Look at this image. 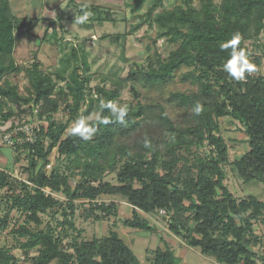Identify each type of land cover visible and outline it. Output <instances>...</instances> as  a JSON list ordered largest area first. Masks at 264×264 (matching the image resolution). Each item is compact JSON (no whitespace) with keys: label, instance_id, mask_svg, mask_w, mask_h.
Instances as JSON below:
<instances>
[{"label":"trees","instance_id":"1","mask_svg":"<svg viewBox=\"0 0 264 264\" xmlns=\"http://www.w3.org/2000/svg\"><path fill=\"white\" fill-rule=\"evenodd\" d=\"M146 1L132 0V7L138 9ZM164 2L150 0L136 27L145 22L154 23L159 29L157 37H164L177 46L156 67L144 73V83L151 87L163 86L180 68H191L182 77L194 83L197 90L172 92L169 96L171 102L191 111L190 122L184 127L176 125L164 108L157 105V123L164 135L157 137L145 133L132 140L146 121L148 106L140 102L129 105L124 121H118L101 102L119 106V88L97 86L90 92L89 76H82L76 69L69 73L64 85L59 86L51 75L40 69L37 60L32 61L24 70L30 83L29 94L27 97L19 94L7 76L20 71L12 53L14 30L22 24L14 23L8 0H0V104L18 99L32 102L37 107L40 105L36 115L46 112L48 120L46 129L40 126L35 143L15 144V150L23 148L29 157L28 179L33 187L13 195L12 204L36 224L40 223L38 213L47 210L63 218L59 222L60 233L51 226H20L14 230V234L25 238L21 243L25 254L38 250L33 257L38 264L52 260L57 264H138L132 249L117 232L111 230L101 238L84 240L73 220V200L95 201L100 195L117 194L125 197L132 207V216L123 220L125 226L153 232L155 227L139 216L137 210L144 213L163 210L168 214L171 233L217 263L258 264L260 257L253 250L256 243L263 246L264 253V241L253 231L254 220L264 214V201L253 195L236 199L223 183L225 174L220 162L227 160V147L217 135L218 126L213 119L214 115H228L239 121L249 150L232 164L244 181L264 183V76L256 71L236 81L223 67L232 50L220 47L239 33L242 37L239 47L249 53L251 63L261 64L262 55H252L245 41L264 32V0H219V3L201 0L199 8L190 0H183V4L170 9H165ZM28 25L33 23L28 22ZM212 78L218 85L217 90L215 83L210 82ZM61 101L68 113L64 123L52 119ZM197 103L202 105L199 115L193 112ZM95 112L97 116L87 121L96 128L91 139L75 136L71 130L64 135L70 122ZM11 115V112L3 113L2 122ZM103 119H108L109 123H101ZM9 129L6 127L0 132ZM44 137L49 140L46 146ZM186 137L195 139L201 146L208 144L212 149L204 155L187 157L178 152ZM54 148L58 156L65 159L64 167L57 165L47 173L45 166ZM38 161L42 163L36 169ZM111 172L115 173L117 184L103 180ZM75 176H79L80 181L71 187L69 179ZM8 184L2 169L0 188ZM45 188L63 194L69 210L46 194ZM94 208L108 216L114 213L116 206L94 202ZM69 233V241L64 244ZM151 262L180 264L181 259L164 244L163 249L156 248ZM16 263L10 249L1 247L0 264Z\"/></svg>","mask_w":264,"mask_h":264},{"label":"rangeland","instance_id":"2","mask_svg":"<svg viewBox=\"0 0 264 264\" xmlns=\"http://www.w3.org/2000/svg\"><path fill=\"white\" fill-rule=\"evenodd\" d=\"M214 1L219 3V0ZM190 2L195 8H199L201 0ZM8 3L14 23L22 25L14 30L15 48L12 53L20 71L11 73L7 79L18 88L21 96L27 97L30 90V83L24 70L32 61L37 60L40 69L51 75L59 86L64 85L69 73L76 69L82 76H89L90 92L97 86L116 87L120 90L119 106H133L137 102L147 105L146 121L132 140L145 133L157 137L164 135L157 123L159 112L157 105L164 108L167 116L176 125L184 127L189 124L191 111L171 102L169 96L172 92L197 90L194 83L182 77L191 68H180L163 86L151 87L144 83V73L149 68L156 67L158 62L166 58L177 46L164 37H157L159 29L154 23L145 22L136 27L143 18L150 0L138 9L132 7V0H8ZM178 4H183V0L164 2L165 9ZM86 12L90 13L88 20L83 24L76 23L77 17ZM28 22L33 25L29 26ZM245 44L252 55H262V62L256 67L257 72L264 76V32L258 36H251ZM210 82L215 83V80L212 78ZM214 89H218L216 83ZM47 108L48 106L45 110ZM36 109L39 111L40 105L37 107L32 102L25 103L19 99L1 103L0 131L6 127L11 129L29 119L37 121L46 129L47 113L37 116L34 111ZM7 112H11L12 115L6 122H2L1 115ZM96 116L95 112L84 119L87 122ZM67 118L65 103L61 101L58 111L52 114V119L64 123ZM213 119L218 126L217 135L223 138L227 147V160L220 162L225 174L223 183L236 199L253 195L264 201V183L258 180L244 181L232 164V161L239 159L249 150L242 125L228 115H214ZM75 123L76 121H72L68 124L64 135L69 133ZM186 138L178 152L187 157L195 154L204 155L212 149L208 144L201 146L195 139ZM43 140L46 146L49 140L47 137ZM14 147L15 145L0 148V166L5 171L9 183L8 186L0 188V248L10 249L17 259L16 264H38L33 260L38 250L33 249L25 254L21 248L25 238L14 234V230L20 226L32 228L51 226L55 232L60 233L62 226L59 222L63 218L60 214L53 215L47 210L38 213L40 223L36 224L34 220L27 219L23 212L13 207L12 196L33 187V183L28 179L29 157L23 148L15 150ZM48 159L49 163L45 166L47 173L57 165L64 167L65 159L58 156L56 148L52 150ZM41 163L38 161L36 169ZM103 180L117 184L114 172L107 173ZM79 181V176L69 179L71 187ZM134 185L136 187V183ZM44 191L62 202L63 206L66 205L67 199L63 194L51 192L48 188ZM94 202L112 203L116 209L113 214L106 216L98 209H93ZM72 203L75 206L73 220L75 226L81 230V239L101 238L108 235L111 230L115 231L132 249L138 264H152L154 251L157 247L163 249L164 244L174 250L175 255L181 259L180 264H218L211 257L202 255L198 248L188 245L181 237L171 233L168 230L166 212L155 210L144 213L137 210L139 216L148 219L155 227L153 232H144L123 224L124 219L132 216V207L122 195H100L95 201L75 199ZM67 207L66 205L68 211ZM190 226H193V222ZM253 231L264 241V214L254 220ZM70 236L69 233L64 239V244L68 243ZM254 246L255 251H258V243ZM262 249L263 246L260 248V254ZM45 264L57 263L52 260Z\"/></svg>","mask_w":264,"mask_h":264},{"label":"clouds","instance_id":"3","mask_svg":"<svg viewBox=\"0 0 264 264\" xmlns=\"http://www.w3.org/2000/svg\"><path fill=\"white\" fill-rule=\"evenodd\" d=\"M90 13H84V15L77 17L76 23L83 24L88 20ZM241 35L236 33L228 41L221 43V50L231 49L230 57L227 62L224 64L225 71L229 74L230 77L236 81H242L246 78V73L251 74L257 71L255 64L251 63L249 60V53L240 48ZM102 107H107L110 109L112 116H114L118 121L123 122L125 116L128 114L127 106H117L111 102L104 104L101 102ZM202 111V105L197 103L193 108V112L196 115H199ZM101 123H109L108 119H103ZM96 128L89 125L84 118H80L76 121L75 126L71 129V132L75 136H79L84 140H89L95 133Z\"/></svg>","mask_w":264,"mask_h":264},{"label":"built area","instance_id":"4","mask_svg":"<svg viewBox=\"0 0 264 264\" xmlns=\"http://www.w3.org/2000/svg\"><path fill=\"white\" fill-rule=\"evenodd\" d=\"M36 112V110H34ZM40 125L37 121L29 119L23 121L9 130L0 132V148L14 146L16 143H35L39 138ZM2 170L0 166V171ZM161 212H164L161 210Z\"/></svg>","mask_w":264,"mask_h":264},{"label":"crops","instance_id":"5","mask_svg":"<svg viewBox=\"0 0 264 264\" xmlns=\"http://www.w3.org/2000/svg\"><path fill=\"white\" fill-rule=\"evenodd\" d=\"M47 2H48V1H47ZM254 247H255V246H253V250L255 251ZM261 247H262V246L259 245V247H258L259 249H257L258 251H256V252H257L256 255L259 256L260 259L262 260V261H261V260L258 259V264H264V253H263V249H262V252H261L262 255L260 254V248H261ZM173 252H174V250H173ZM174 254H175V252H174ZM260 261H261V262H260ZM218 264H219V263H218ZM220 264H221V263H220Z\"/></svg>","mask_w":264,"mask_h":264}]
</instances>
